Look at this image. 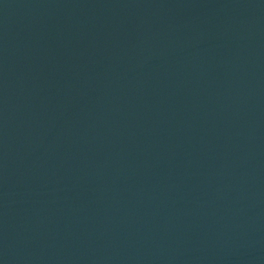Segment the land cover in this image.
Wrapping results in <instances>:
<instances>
[{
	"label": "water",
	"instance_id": "95a60500",
	"mask_svg": "<svg viewBox=\"0 0 264 264\" xmlns=\"http://www.w3.org/2000/svg\"><path fill=\"white\" fill-rule=\"evenodd\" d=\"M0 264H264V0H0Z\"/></svg>",
	"mask_w": 264,
	"mask_h": 264
}]
</instances>
